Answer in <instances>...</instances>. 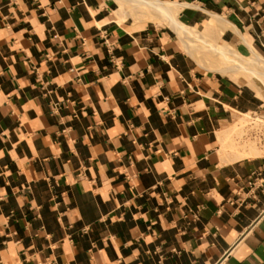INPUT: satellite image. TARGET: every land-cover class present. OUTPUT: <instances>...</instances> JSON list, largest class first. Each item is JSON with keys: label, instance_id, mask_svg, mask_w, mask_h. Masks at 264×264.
<instances>
[{"label": "crops", "instance_id": "1", "mask_svg": "<svg viewBox=\"0 0 264 264\" xmlns=\"http://www.w3.org/2000/svg\"><path fill=\"white\" fill-rule=\"evenodd\" d=\"M163 2L264 55V0ZM118 4L0 0V264H264V152L219 138L261 88Z\"/></svg>", "mask_w": 264, "mask_h": 264}, {"label": "rangeland", "instance_id": "2", "mask_svg": "<svg viewBox=\"0 0 264 264\" xmlns=\"http://www.w3.org/2000/svg\"><path fill=\"white\" fill-rule=\"evenodd\" d=\"M123 6L120 3L118 4L117 9H119V12L123 16L127 14L133 16L135 21L151 20L161 22L162 20L164 22L162 15L156 11H146L145 13L141 12V14L135 12L138 15L136 17L132 9L130 11L128 6ZM219 22L220 17L211 15L209 21L205 22L202 27L188 26L179 21L175 13L173 18H170V24L168 25L176 32L184 45V49L188 53H192L199 63L221 72L225 67H231L228 72L238 71L237 76L240 74L239 70H245L249 78L253 77L254 83L256 82L261 88L264 96V78L254 71V69L264 70V68H261L264 67V55L253 50L252 55L243 58V62H241L240 55L211 32L218 27ZM234 116V122L219 133L222 143L228 145L236 158L258 155L264 152V115L245 112L243 118V115L234 112ZM244 143H248L249 146L242 150L241 145ZM245 151L249 153L246 154Z\"/></svg>", "mask_w": 264, "mask_h": 264}, {"label": "bare ground", "instance_id": "3", "mask_svg": "<svg viewBox=\"0 0 264 264\" xmlns=\"http://www.w3.org/2000/svg\"><path fill=\"white\" fill-rule=\"evenodd\" d=\"M118 1L120 4H122V6L123 5L128 6L130 8V9L129 8L128 9L130 11L132 9L134 13L136 12L138 14L139 13L141 14V12L145 13L146 11L147 12L156 11L162 15L163 19L165 20V22L167 24H170V18H173V14L177 13V10L179 7L177 2H163V0L162 1L161 0H118ZM136 13H135V15H136ZM211 15L216 16L215 14H211ZM137 16L138 15H136V17ZM261 68H264V67H261ZM229 70H231V67H225L224 69H222V72H228ZM254 71L264 78V70L263 69H257V70L254 69ZM238 114L243 115V118L245 117V115L241 114L240 112H238ZM241 146H242L241 148L243 150V148L245 149L247 146H249V144L244 143ZM245 153L247 154L249 152L245 151Z\"/></svg>", "mask_w": 264, "mask_h": 264}]
</instances>
